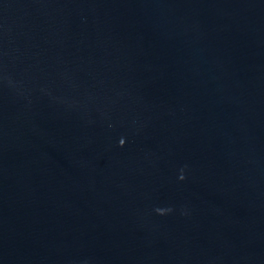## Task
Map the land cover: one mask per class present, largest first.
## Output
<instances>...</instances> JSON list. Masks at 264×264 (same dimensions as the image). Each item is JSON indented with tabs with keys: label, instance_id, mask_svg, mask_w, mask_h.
Returning a JSON list of instances; mask_svg holds the SVG:
<instances>
[{
	"label": "water",
	"instance_id": "obj_1",
	"mask_svg": "<svg viewBox=\"0 0 264 264\" xmlns=\"http://www.w3.org/2000/svg\"><path fill=\"white\" fill-rule=\"evenodd\" d=\"M0 264H264V0H0Z\"/></svg>",
	"mask_w": 264,
	"mask_h": 264
},
{
	"label": "clouds",
	"instance_id": "obj_2",
	"mask_svg": "<svg viewBox=\"0 0 264 264\" xmlns=\"http://www.w3.org/2000/svg\"><path fill=\"white\" fill-rule=\"evenodd\" d=\"M124 142H125V141H124L123 139H121L119 143H120L121 145H123ZM179 178H180V179H184L183 174H181V176H180ZM156 211L159 212V213H161V214H163L165 211H171V209H167V210H165V209H159V208H158V209H156Z\"/></svg>",
	"mask_w": 264,
	"mask_h": 264
}]
</instances>
